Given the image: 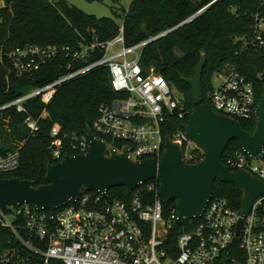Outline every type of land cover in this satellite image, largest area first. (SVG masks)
I'll return each mask as SVG.
<instances>
[{
	"label": "built area",
	"instance_id": "2783aa9c",
	"mask_svg": "<svg viewBox=\"0 0 264 264\" xmlns=\"http://www.w3.org/2000/svg\"><path fill=\"white\" fill-rule=\"evenodd\" d=\"M46 1L53 4V0ZM4 6L5 0H0V8ZM151 39L126 47L121 27L118 35L105 43L94 41L76 48L24 45L11 49L3 60L7 78H31L48 62L59 57L68 61L63 76L1 104L0 115L14 109L24 116L23 128L33 137L46 111L34 118L26 105L38 99L46 107L62 84L104 66L111 90L118 97L98 106L92 133L120 144V148L115 147L118 151L127 148L133 161L158 160L164 151L163 129L171 119L183 120L188 111L175 88L153 68L146 71L141 66L142 50ZM237 43L239 53L252 51L257 55L259 71L255 81L226 63L214 74L213 80L218 82L212 83L204 103L212 112L239 122L254 118L259 101L255 82L261 84V95L264 92V15L252 16L250 32L238 38ZM97 49L102 50V57L82 66ZM131 55L133 59L128 61ZM169 138L181 147L186 164L199 161L201 152L187 138L184 128L176 129ZM88 148L86 136L62 133L56 123L51 126L48 150L54 162L66 155L85 154ZM222 163L231 171L244 170L264 184V147L256 160L239 148L226 154ZM18 167L19 150L0 153V175L14 173ZM156 180L140 184L127 195V201L83 192L57 209L38 210L29 204L0 209V264H264V217L259 213L264 197L253 203L246 217L226 200L212 197L202 216L191 220L198 222L177 237L174 256L165 243L172 224L182 221H178L177 213L163 217L159 189L152 182ZM236 240L243 261L231 256Z\"/></svg>",
	"mask_w": 264,
	"mask_h": 264
},
{
	"label": "trees",
	"instance_id": "16d2710c",
	"mask_svg": "<svg viewBox=\"0 0 264 264\" xmlns=\"http://www.w3.org/2000/svg\"><path fill=\"white\" fill-rule=\"evenodd\" d=\"M202 9L205 10L200 15L176 28ZM255 13L264 15V0H131L126 10L121 9L120 14L113 12L123 23L126 47L135 46L172 30L147 44L140 58L141 66L146 71L153 68L156 74L180 93L186 104L188 114L183 120L171 119L163 129L164 138L171 137L176 129H183L195 108L190 87L183 79L193 77L202 53L206 56L201 78L204 101H207V92L212 88L214 74L226 63L235 65L240 73L250 81H255L259 71L257 55L252 51L239 53L240 47L237 43L238 38L250 32L252 16ZM119 29L120 26L114 19L85 14L68 6L63 0L53 1V4L46 0H5V6L0 8V105L15 100L27 90L42 87L63 76L68 61L59 57L48 62L31 78L17 79L12 75L7 78V69L3 63L6 52L24 45L76 48L94 41L105 43L118 35ZM102 55V50L97 49L81 65L96 61ZM255 87L259 100L261 84L255 82ZM117 97L111 90L107 68L100 66L58 87L48 106L44 107L38 99L26 105L29 114L34 118L39 117L44 109L46 111L39 122V130L33 137L28 136L23 128L24 116L17 114L14 109L5 111L0 115V153L14 151L13 146L8 144L11 136L6 130L20 135L19 140L22 142L17 149L18 169L14 173L0 175V179L15 177L31 181L36 187L45 184L46 167L57 163L52 160L48 150L51 126L56 123L62 133L86 136L87 130L92 128L97 117L98 106ZM239 123L244 131L253 133L254 118L240 120ZM106 141L120 148V144L109 139ZM238 149V143L231 141L222 155V160L226 154ZM199 157L197 163L201 161L202 155L199 154ZM152 182L159 189V181ZM107 196L108 199L124 201L130 198L123 187L110 189ZM213 198L224 199L234 210H239L242 194L232 184L215 181ZM263 209L264 205L259 210L262 217ZM176 213L175 201L163 204L165 219ZM197 222L172 224L165 245L174 251V256L177 237L190 231ZM231 256L243 261L237 240L232 245Z\"/></svg>",
	"mask_w": 264,
	"mask_h": 264
},
{
	"label": "water",
	"instance_id": "95a60500",
	"mask_svg": "<svg viewBox=\"0 0 264 264\" xmlns=\"http://www.w3.org/2000/svg\"><path fill=\"white\" fill-rule=\"evenodd\" d=\"M204 10L176 28L188 23ZM171 31L152 38L149 43ZM205 64L206 56L202 54L193 77L183 79L190 87L195 107L184 132L202 154L199 163L186 164L181 147L169 137L164 138V151L158 160L146 158L133 161L127 148L118 151L106 141L95 137L89 128L86 133L88 151L80 155H66L60 162L48 165L45 184L36 187L31 181L15 177L0 179V209L23 204L32 205L38 210L57 209L76 200L83 192H97L107 197L108 191L116 187L125 188L126 195H130L140 184L158 178L162 202L164 205L176 202L178 221L188 222L202 216L213 197L215 181L235 186L242 194L241 216H248L253 203L264 197V184L244 170H229L222 163V155L231 141H236L252 160L262 154L264 92L256 105L255 129L250 134L241 128L238 121L212 112L210 106L204 103L201 78ZM242 222L243 219L237 225L236 235Z\"/></svg>",
	"mask_w": 264,
	"mask_h": 264
},
{
	"label": "rangeland",
	"instance_id": "374dc122",
	"mask_svg": "<svg viewBox=\"0 0 264 264\" xmlns=\"http://www.w3.org/2000/svg\"><path fill=\"white\" fill-rule=\"evenodd\" d=\"M54 2L62 1V0H53ZM66 2L68 6H72L77 8L78 10L84 12L85 14L95 16L96 18H112L115 20L117 25L120 28L123 26L121 19L116 18L113 12H118L120 14L121 9L126 10L131 3V0H102L101 3L98 2H87L85 0H63ZM203 54V53H202ZM201 54V55H202ZM133 56L127 57L128 61H131ZM217 80H212L213 84H217ZM7 134H10V140L8 144L13 146V150H17L18 147L21 145L19 140L20 135L11 134L13 132L6 130ZM15 147V148H14Z\"/></svg>",
	"mask_w": 264,
	"mask_h": 264
}]
</instances>
